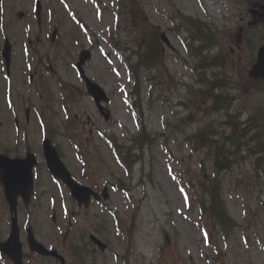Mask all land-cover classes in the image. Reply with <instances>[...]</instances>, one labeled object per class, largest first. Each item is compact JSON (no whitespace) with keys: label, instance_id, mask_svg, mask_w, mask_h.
I'll use <instances>...</instances> for the list:
<instances>
[{"label":"rangeland","instance_id":"obj_1","mask_svg":"<svg viewBox=\"0 0 264 264\" xmlns=\"http://www.w3.org/2000/svg\"><path fill=\"white\" fill-rule=\"evenodd\" d=\"M35 1L4 0L3 11L0 0V17L5 18L7 36L13 44L18 45L17 65L21 64L22 42L26 40L22 32L28 19L35 15ZM41 1L46 10L45 33L38 34L33 26L32 40L41 56L38 69L54 95L48 117L59 128L60 135L54 136L57 147L66 166L81 183L98 190L111 186V199L103 208L93 204L80 209L67 191L62 194L49 178L41 149V130L33 121L28 133L32 150L40 156L38 175L41 181L37 183L39 195L34 204L28 209L20 208L22 241H25L27 227L32 225L37 238L47 246H53L68 264H264V153H260L262 149L259 144H264V141L257 137L251 139L257 131L256 121L264 119V92L261 93L260 84L248 81L238 66L240 63L243 68L253 62L258 48L264 44V27L247 28L250 20L248 0H131L130 4L128 0H121L122 3L120 0ZM172 3L183 14L204 22L220 33L216 42H209L215 47L206 49L203 54L210 58L219 54L225 67L206 68L204 71H208V77L219 78L226 83V91L236 98L229 101V113L234 115L232 119L240 123V129L248 127L239 148L231 143L225 145V149L236 151L237 156L233 158L234 165L219 175L223 201L237 227L227 238L218 234L212 243L205 223H202L198 200L201 195L200 180L206 181L214 176V157L210 149L193 152L189 136L202 130L208 123L214 127L225 125L222 120L224 112L209 111L189 127L183 124L182 119L188 115V108L196 103L194 97L188 96L184 85H198L199 75L194 71L198 62L184 46L183 39L185 44L188 43L186 30H178L169 19L173 15ZM142 7L151 23L161 29L171 44L164 47L170 79L162 82L155 73H140L142 84L138 108L144 118L143 123L152 135L153 146L146 144L134 162V158H131L135 172L131 179L120 161L119 164L114 159L110 141L104 139L103 135L116 139L120 144L132 145V137L139 133L136 114L131 108L133 80L127 58H134L137 50L134 21ZM211 8L214 12H211ZM70 11L80 18L88 31L79 30L71 23L68 16ZM20 13L25 14L24 18H20ZM50 16H56L52 26ZM55 27H58L60 36L52 44L46 40V34ZM241 28L247 32V37L240 47L222 36L224 33L237 34ZM3 44L4 34L0 33V48ZM83 49L92 53L91 60L85 65L87 75L101 85L111 99L108 105L104 104L111 112L108 121L87 94L84 83L72 66L77 63ZM230 49L235 50L232 59L229 57ZM58 78H62L74 90L75 96L67 101L68 112L73 119L69 135L81 141L88 158L89 178L82 176V167L77 163L72 140L64 135L67 130L60 109ZM220 92L223 91H217ZM31 97L40 109V95L32 92ZM186 103L187 107L184 106ZM227 109L225 105L224 110ZM0 111L4 115L1 102ZM122 115L127 118L126 122L121 120ZM254 115L255 118H252ZM5 130L7 132L3 134H8L7 143H10L9 131L12 129L7 127ZM1 140L5 142L4 135ZM258 158H261L259 162ZM186 169L193 178L186 174ZM150 171L153 172L154 183L149 182ZM141 177L143 182L140 183ZM119 181L124 187L132 189L130 196L133 199L113 187ZM1 195L0 187V233L3 234L1 238L6 239L10 231L6 225L9 214ZM52 197L56 203L51 201ZM59 200H65L62 207ZM136 201H141L138 212ZM56 211L57 221L52 226L50 215ZM108 211L117 214L120 233L115 229L116 224ZM70 214L77 217V228L72 226L76 220H70ZM68 226L75 229L71 230ZM91 234L107 244L105 252L92 245L89 241ZM166 239L169 250L165 249L162 256L159 247L166 243ZM214 243L218 244L221 256ZM76 247L79 252L75 250ZM31 259L36 264H57L55 260Z\"/></svg>","mask_w":264,"mask_h":264},{"label":"trees","instance_id":"obj_2","mask_svg":"<svg viewBox=\"0 0 264 264\" xmlns=\"http://www.w3.org/2000/svg\"><path fill=\"white\" fill-rule=\"evenodd\" d=\"M144 29V26L142 28V30ZM157 53L156 51H152ZM158 55V54H157ZM158 56H149V54H145V56L141 59V61L144 63V65L146 66H150L152 64H157V59ZM210 205L208 207V209H206L214 218L215 220L217 219L221 224L225 225V221L224 219L226 218V214H225V209H224V205L221 203L219 196L215 193L210 194ZM206 206H204L205 208Z\"/></svg>","mask_w":264,"mask_h":264},{"label":"water","instance_id":"obj_3","mask_svg":"<svg viewBox=\"0 0 264 264\" xmlns=\"http://www.w3.org/2000/svg\"><path fill=\"white\" fill-rule=\"evenodd\" d=\"M251 74L256 78H263L264 79V48L261 50L259 55V63L254 67V70ZM101 249H104V245H100Z\"/></svg>","mask_w":264,"mask_h":264},{"label":"flooded vegetation","instance_id":"obj_4","mask_svg":"<svg viewBox=\"0 0 264 264\" xmlns=\"http://www.w3.org/2000/svg\"><path fill=\"white\" fill-rule=\"evenodd\" d=\"M9 77L12 79V82L17 86L19 84V78L12 74V75H9Z\"/></svg>","mask_w":264,"mask_h":264},{"label":"bare ground","instance_id":"obj_5","mask_svg":"<svg viewBox=\"0 0 264 264\" xmlns=\"http://www.w3.org/2000/svg\"><path fill=\"white\" fill-rule=\"evenodd\" d=\"M211 11H212V9H211ZM212 12H214V11H212Z\"/></svg>","mask_w":264,"mask_h":264}]
</instances>
